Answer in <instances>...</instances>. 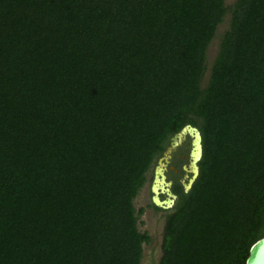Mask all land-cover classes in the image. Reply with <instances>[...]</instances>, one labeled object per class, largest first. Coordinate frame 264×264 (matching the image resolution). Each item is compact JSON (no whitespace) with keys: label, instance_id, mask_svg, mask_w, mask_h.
<instances>
[{"label":"trees","instance_id":"1","mask_svg":"<svg viewBox=\"0 0 264 264\" xmlns=\"http://www.w3.org/2000/svg\"><path fill=\"white\" fill-rule=\"evenodd\" d=\"M185 123L202 153L159 264H243L264 236V0H0V264H139L132 200Z\"/></svg>","mask_w":264,"mask_h":264},{"label":"rangeland","instance_id":"2","mask_svg":"<svg viewBox=\"0 0 264 264\" xmlns=\"http://www.w3.org/2000/svg\"><path fill=\"white\" fill-rule=\"evenodd\" d=\"M235 0H224L225 5H230ZM229 25V13H226L221 22L217 24L215 34L208 43L205 50V72L203 74L202 83H205L208 76L209 65L215 56L220 37L224 30ZM189 149V139L185 138L180 145L173 149L170 153L168 163L166 165L165 176L171 181L170 188L172 190L175 182L181 187L180 181L183 179L181 164L186 162L187 152ZM155 162V161H154ZM154 162L149 166L145 173V181L138 190L137 194L132 200L135 210L142 208V212L138 215L136 220L137 230L139 232H146L149 236L147 243L141 245V257L139 264H159L162 255V241H163V227L165 215L169 209H159L154 207L149 201L148 185L151 178V169Z\"/></svg>","mask_w":264,"mask_h":264},{"label":"water","instance_id":"3","mask_svg":"<svg viewBox=\"0 0 264 264\" xmlns=\"http://www.w3.org/2000/svg\"><path fill=\"white\" fill-rule=\"evenodd\" d=\"M189 139V149L186 162L181 164L182 177L180 184L183 192H187L198 174L197 163L201 157V135L196 126L189 123L182 125L178 131L169 137L168 145L155 159L151 169L149 193L151 204L159 209H168L176 195L170 189L171 181L166 178L165 170L170 153L185 139ZM159 194L164 198L159 199ZM243 264H264V236L254 240L249 248Z\"/></svg>","mask_w":264,"mask_h":264},{"label":"flooded vegetation","instance_id":"4","mask_svg":"<svg viewBox=\"0 0 264 264\" xmlns=\"http://www.w3.org/2000/svg\"><path fill=\"white\" fill-rule=\"evenodd\" d=\"M168 160H169V159H168ZM180 168H181V166H180ZM165 171H166V170H165ZM164 173H165V172H164ZM182 174H183V173H182ZM150 180H151V178H150ZM149 183H150V182H149ZM170 185H171V184H170ZM148 187H149V185H148ZM181 188H182V187H181ZM170 189H171V188H170ZM148 190H149V188H148ZM174 194H175V193H174ZM158 197H159V199L164 198V196H163L162 194H159ZM175 199H176V197H175ZM175 199H174V201H175ZM149 201H150V196H149ZM150 203H151V202H150ZM173 203H174V202H173ZM172 205H173V204H172ZM172 205H171V207H172ZM171 207H170V208H171ZM170 208H168V209H170ZM168 209H167V210H168Z\"/></svg>","mask_w":264,"mask_h":264}]
</instances>
